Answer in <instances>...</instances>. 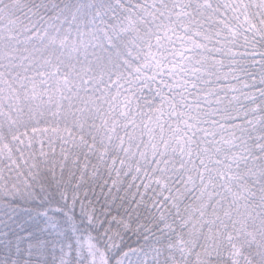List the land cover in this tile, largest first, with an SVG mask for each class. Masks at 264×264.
<instances>
[{
  "label": "snow or ice",
  "instance_id": "1",
  "mask_svg": "<svg viewBox=\"0 0 264 264\" xmlns=\"http://www.w3.org/2000/svg\"><path fill=\"white\" fill-rule=\"evenodd\" d=\"M0 264H264V0H0Z\"/></svg>",
  "mask_w": 264,
  "mask_h": 264
}]
</instances>
